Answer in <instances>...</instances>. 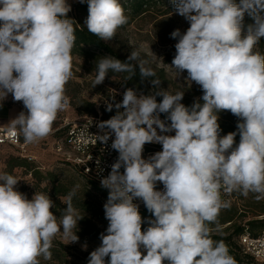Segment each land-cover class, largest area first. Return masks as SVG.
<instances>
[{
	"label": "clouds",
	"instance_id": "1",
	"mask_svg": "<svg viewBox=\"0 0 264 264\" xmlns=\"http://www.w3.org/2000/svg\"><path fill=\"white\" fill-rule=\"evenodd\" d=\"M79 2L88 4L84 26L104 42L128 23L119 0ZM172 3L190 26L170 34L177 40L171 67L179 75L186 71V80L203 94L185 106V92L160 88L139 51L124 61L111 55L95 61L93 87L109 73H127L131 80L138 70L158 90L145 95L126 88L121 102H106L107 111H117L98 123L102 134L96 139L101 144L112 139L118 158L100 179L108 190L103 205L108 227L88 264H106V257L107 264H236L226 244L211 238L209 225L230 207L221 200V189L264 199V54L255 51L264 39V0ZM70 11L68 0H0V102L11 94L23 103L27 111L8 125L13 138L22 136L25 144L46 138L58 114L70 106L65 94L74 75ZM245 16L253 23L245 25ZM222 111L238 120L236 131L223 136ZM149 143L162 150L145 159ZM19 181L0 171V264H41V257L52 259L58 233L68 244L79 241L74 229L84 216L72 201L80 185L63 198L66 207L58 218L49 194L35 192L29 199L17 190ZM157 182L163 190H157ZM136 200L153 217L144 231Z\"/></svg>",
	"mask_w": 264,
	"mask_h": 264
},
{
	"label": "rangeland",
	"instance_id": "2",
	"mask_svg": "<svg viewBox=\"0 0 264 264\" xmlns=\"http://www.w3.org/2000/svg\"><path fill=\"white\" fill-rule=\"evenodd\" d=\"M77 1L68 0V3L72 4ZM125 14L129 18L128 23L119 28L115 38L107 43L125 58L132 51H139L140 58L147 61L146 66L151 67L156 72V77L160 79V88L166 89L172 94H175L177 91L185 92L181 103H193L196 98L202 96L203 93L199 86L194 82L191 85V82L186 80V71L179 75L171 67V62L176 52L175 44L177 40L173 39L170 34L176 29H179L183 33L190 26L182 16L176 14L172 0H162L150 4L139 15H133L127 10H125ZM80 17L85 22L87 16ZM255 51L264 54L263 49L258 45ZM72 57L74 75L65 86V94L70 101L69 108L58 114L57 119L52 125V131L46 138L37 143L27 144V150L33 156V159L28 161L42 172L55 171L58 169L57 167L62 166V157L55 150V143L61 137V133L59 132L60 125L64 119L74 120L84 117L85 114H80L78 112L79 109L77 110V108L81 107L82 101L92 103L97 109L101 105L106 106V102L116 103V99L112 100V97L116 95L115 90L124 91L126 88H133L145 95L151 91L158 90L152 89L149 80H142L141 77H138L126 81L121 75L108 76L102 84L93 87V80L96 75L95 60L91 57L77 54L72 55ZM106 93H109V96H106ZM6 101L19 105L21 112L27 111L22 102L13 100L11 94L8 95ZM21 140L24 141L22 136ZM11 157L23 156L17 148L2 145L0 151V171H5L20 180L17 190L25 193L31 199L33 194L37 192V189L33 188L34 179L23 168H10L8 160ZM45 184L47 182H43L41 185ZM250 201H264V199L257 200L255 199V194L249 193L247 197L242 195L235 204L238 209H243V205ZM57 217L59 218L60 216L57 215ZM251 218L252 213L247 212L245 219L241 222L245 223V221ZM79 227L80 224L78 222V227L74 231L77 232L79 241L75 243L68 244L63 239L62 233H58L52 242L53 246L51 249L55 250H51L52 259L45 261L41 257V264H88L89 254L100 246L101 241L90 236H81L78 230ZM84 245L87 246L86 250ZM105 260L107 264L108 260ZM254 264L261 263L254 262Z\"/></svg>",
	"mask_w": 264,
	"mask_h": 264
},
{
	"label": "trees",
	"instance_id": "3",
	"mask_svg": "<svg viewBox=\"0 0 264 264\" xmlns=\"http://www.w3.org/2000/svg\"><path fill=\"white\" fill-rule=\"evenodd\" d=\"M160 1L162 0H119V3L125 10L133 15H139L143 13L150 4ZM68 16L74 20L73 26L75 28V43L71 50L72 55L77 54L84 57H91L95 61L107 55L114 56L121 61L127 59L120 55L109 43L100 40L97 36L90 33L87 27L84 26V22L80 16H88L87 2L80 3L78 0L76 3H72L71 11L68 13ZM244 23L247 25L253 23V21L250 17L245 16ZM258 46L263 49L264 52V39L259 42ZM113 75H121L126 81L128 80L126 79L127 73H109V76ZM138 77L140 76L137 70V75L132 79ZM115 91L124 92L122 90ZM106 96H109V93H106ZM161 99L162 97H157L158 101ZM116 103L118 102L116 101ZM183 104L185 106H190L192 102H185ZM101 106L99 107L101 121L108 120L111 115L114 116L116 114L117 109L114 107L112 111H107L106 106H104V108ZM77 110L80 114H85L84 117L96 116L98 114V108L96 109L95 106L88 101H82L81 107L77 108ZM161 116L166 118V114H161ZM237 122V117L230 112H220L218 123L222 129L221 135L223 136L229 132L236 131ZM59 132L61 133V137L64 136V130H59ZM235 142L239 143V135L236 136ZM61 164L62 166L57 167L58 169L55 171L42 172L25 157H11L8 160L10 168H23L32 176L34 179L33 188H36L37 192L50 195L52 200L55 201V206L52 211L58 216L63 215V210L66 207L63 198L77 184L80 185L72 201L73 206L84 216V218L79 221V234L81 236H90L99 239L100 234L105 232L108 227V221L105 219L103 208V205L107 201L108 190L102 188L100 183L85 175L76 165L64 161L63 159ZM43 182H47V184L42 186L41 184ZM156 187L157 190H163L158 186ZM232 194L234 201L231 203L230 207L221 209L217 221L209 225L212 229L211 238L214 241H223L226 244L229 254L235 259L236 264H254L256 261L249 255L243 253L238 240L245 231H248L251 235H257L264 229V201H250L243 205V209H238L235 203H237L242 195L238 192H233ZM139 211L145 221L142 224V231H144L149 226L147 220L153 217L145 206L139 208ZM247 212L252 213V218L242 223L241 221L245 219ZM51 250L55 251L54 249ZM105 259L108 260L109 258L106 257ZM164 264H167V261H165Z\"/></svg>",
	"mask_w": 264,
	"mask_h": 264
},
{
	"label": "built area",
	"instance_id": "4",
	"mask_svg": "<svg viewBox=\"0 0 264 264\" xmlns=\"http://www.w3.org/2000/svg\"><path fill=\"white\" fill-rule=\"evenodd\" d=\"M115 92L116 101L121 102L123 92ZM101 107L104 108V105ZM119 111H123V109L121 108ZM161 119L166 120L163 116H161ZM99 122H101L99 107L96 116H85L74 120L64 119L59 129L64 130V136L60 137L55 143V150L64 161L76 165L85 175L98 183H100L101 177H106L109 174L111 165L118 158V152L111 148L112 139H109L106 144H101L96 139V134H102L97 127ZM166 122L170 123V121ZM168 134L174 135L175 133ZM1 145L15 147L27 160L33 159V156L27 150V144L21 141V136L13 138V133L9 127H0ZM161 150L162 146L160 144L149 143L144 146L142 156L147 159ZM120 171L123 172V168ZM157 186L163 189L161 183L157 182ZM221 200L230 201L231 205L234 201L233 194H227L221 189ZM134 203L139 204V208L144 207L143 202L140 200H136ZM238 243L244 254L252 257L254 261L264 264V229L257 235H251L248 231H245L239 237Z\"/></svg>",
	"mask_w": 264,
	"mask_h": 264
},
{
	"label": "crops",
	"instance_id": "5",
	"mask_svg": "<svg viewBox=\"0 0 264 264\" xmlns=\"http://www.w3.org/2000/svg\"><path fill=\"white\" fill-rule=\"evenodd\" d=\"M21 109L19 105L10 103L6 100L0 102V127H9L8 123L17 117ZM0 146V151H1Z\"/></svg>",
	"mask_w": 264,
	"mask_h": 264
}]
</instances>
